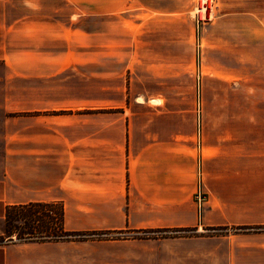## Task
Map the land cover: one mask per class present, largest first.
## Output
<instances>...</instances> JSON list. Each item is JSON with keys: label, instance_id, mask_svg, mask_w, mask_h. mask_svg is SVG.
Here are the masks:
<instances>
[{"label": "crops", "instance_id": "crops-1", "mask_svg": "<svg viewBox=\"0 0 264 264\" xmlns=\"http://www.w3.org/2000/svg\"><path fill=\"white\" fill-rule=\"evenodd\" d=\"M67 1L78 16L94 17L139 2ZM49 15L38 7L15 11L0 0V264H148L149 251H158L163 264H181L183 256L203 263L207 251H264V64L255 45L238 40L236 62L230 57L188 74L190 87L172 82L137 94L140 119L87 120L83 105L55 100L47 84L38 87L39 77L50 75L48 57L38 61L36 54L53 39ZM23 49L35 53L25 70ZM181 75L171 73L174 80ZM29 202L59 204L67 230L194 233L6 240V209ZM211 227L224 233H209Z\"/></svg>", "mask_w": 264, "mask_h": 264}, {"label": "rangeland", "instance_id": "rangeland-1", "mask_svg": "<svg viewBox=\"0 0 264 264\" xmlns=\"http://www.w3.org/2000/svg\"><path fill=\"white\" fill-rule=\"evenodd\" d=\"M7 7L50 11L48 18L55 24L53 39L48 47L36 51L38 61L48 57L44 72L50 75L39 77L38 87L47 84L54 90L55 100L83 105L79 111L87 120L140 119L142 107L134 104L137 94L172 82L190 87L188 74L220 67L230 57L236 62L238 40L252 42L264 64V0H139L101 17L78 16L67 0H7ZM29 50L23 49L21 55L23 70L30 66V55H35ZM245 50L248 55L253 47L247 45ZM173 72H181V78L174 80ZM39 74L43 73L39 70ZM21 85L28 89L30 80L24 78ZM126 232L132 231L123 234H129ZM5 237L16 239L15 233ZM149 252L148 264H163L158 251ZM207 252L206 262L183 256L181 264H264V251Z\"/></svg>", "mask_w": 264, "mask_h": 264}, {"label": "trees", "instance_id": "trees-1", "mask_svg": "<svg viewBox=\"0 0 264 264\" xmlns=\"http://www.w3.org/2000/svg\"><path fill=\"white\" fill-rule=\"evenodd\" d=\"M6 228L8 236L15 233L16 240H83L101 238H126L129 236H152L165 237L176 236L168 232H188L194 228H148L134 230L142 231V235L123 234L126 230H67L63 226L62 207L54 202H29L21 205L11 206L5 213ZM209 229L223 231V227H211ZM157 231L160 234H146V232Z\"/></svg>", "mask_w": 264, "mask_h": 264}, {"label": "built area", "instance_id": "built-area-1", "mask_svg": "<svg viewBox=\"0 0 264 264\" xmlns=\"http://www.w3.org/2000/svg\"><path fill=\"white\" fill-rule=\"evenodd\" d=\"M195 200L200 203L205 199V194L203 192L202 186L200 183L197 185L196 191L194 193Z\"/></svg>", "mask_w": 264, "mask_h": 264}]
</instances>
